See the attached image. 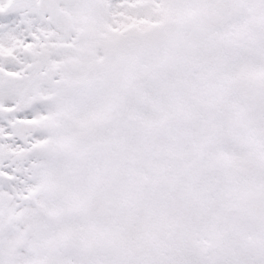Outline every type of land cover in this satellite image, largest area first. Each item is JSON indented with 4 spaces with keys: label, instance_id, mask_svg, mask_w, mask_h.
Here are the masks:
<instances>
[{
    "label": "snow or ice",
    "instance_id": "obj_1",
    "mask_svg": "<svg viewBox=\"0 0 264 264\" xmlns=\"http://www.w3.org/2000/svg\"><path fill=\"white\" fill-rule=\"evenodd\" d=\"M0 264H264V0H0Z\"/></svg>",
    "mask_w": 264,
    "mask_h": 264
}]
</instances>
